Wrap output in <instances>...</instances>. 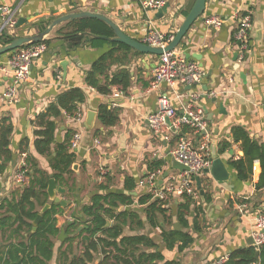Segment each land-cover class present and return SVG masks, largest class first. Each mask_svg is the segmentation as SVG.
<instances>
[{"label":"crops","instance_id":"1","mask_svg":"<svg viewBox=\"0 0 264 264\" xmlns=\"http://www.w3.org/2000/svg\"><path fill=\"white\" fill-rule=\"evenodd\" d=\"M168 2L172 12L159 18L158 10H145L139 3L129 0H8L16 11L17 20L23 22L11 31V35L17 37L31 30L39 32L55 17L79 10L102 13L139 40L143 39L150 24L162 33L175 35L195 0ZM245 10L250 12L252 20L248 37L250 50L244 61L239 62V44L234 41L237 22L231 16L236 11L242 13ZM209 15L226 17V21L220 28L210 27L205 21ZM66 23L54 28L48 36L49 49L33 62L29 78L19 87L17 103L10 105L5 101L3 94L11 78L0 75V123L8 118L13 125L9 145L13 160L7 171L0 174V201L10 199L22 190V187L15 188L13 181L23 152L33 156L40 169L49 175L54 174L50 166L51 157L38 153L34 145L37 137L36 118L62 91L76 87L85 91V100L79 108L80 119L64 113L57 120L55 140L51 146L54 156L57 145L65 142L70 132L76 157L72 171L66 177V184L62 185L56 180L59 187L66 189L63 194L57 193L67 202L64 210L57 215V225L66 236L64 239L56 238L50 264H65L60 262L59 253L67 247L69 242L65 241L72 237H77L73 253L82 250L81 240L86 232L80 233L85 231V226L81 224L78 231L73 233L65 230L72 213L81 214L82 206L90 204L96 194L126 192L127 177H131L135 185L130 192L134 196V203L120 205L117 210L138 211L144 224L142 227L127 224L123 235L150 237L165 260H177L179 264H206L249 245L255 213L264 208V188L256 189L262 171L261 163L255 160L251 178L243 181L238 178L230 162L244 157L241 143L233 138L235 127H243L252 139L264 144V0H208L203 17L192 25L180 45L187 53L196 56L190 58L197 60L206 75L200 83L192 87L179 85L178 90L186 95L197 94L194 103L206 116L217 155L230 176L225 181L215 179L209 172L200 177L204 195H209L210 201L205 202L201 195L197 203L203 208L200 214L202 230L199 232L184 228L178 220L179 197L177 222L174 221L172 206L176 198L173 196L167 213L168 221L163 222V226L175 228L176 223H180L179 230L193 234L194 242L183 251L179 250V243L173 249H167L162 241L161 227H152L146 217V206L138 204L139 196L148 192L145 180L151 172L157 171V182L164 181L161 185H165L172 174L175 182L181 179L179 171L173 169L169 156L175 138L171 142L166 141L161 134L154 132L148 119L159 110V90L149 88L159 58L139 54L133 48L120 50L117 55L122 60L109 65L108 74L112 76L127 67L132 77L131 85L126 91L114 86L112 93L102 94L88 84L87 75L94 63L112 49L111 41L101 46L86 41L77 47H70L62 34L70 31ZM161 88L168 90L166 84H162ZM118 92L122 95L116 96ZM170 95L173 98L172 92ZM101 105L118 111L119 121L116 125L106 127L100 123L98 113ZM173 106L179 109L181 102L175 99ZM76 133L80 134V139L73 146ZM224 141L230 146L220 152V144ZM159 163H162V167L156 168ZM100 185L103 188H99ZM48 203H52L50 199ZM240 205L245 207L239 208ZM43 207H38L39 212ZM108 221V225L114 223L112 218H108ZM189 221L192 222V218ZM103 256L101 252L98 253L92 264H98Z\"/></svg>","mask_w":264,"mask_h":264},{"label":"trees","instance_id":"2","mask_svg":"<svg viewBox=\"0 0 264 264\" xmlns=\"http://www.w3.org/2000/svg\"><path fill=\"white\" fill-rule=\"evenodd\" d=\"M243 16L250 14L245 10ZM70 31L62 33L70 47H77L89 41L96 46L109 42L105 38H90L84 32L91 31L97 35L113 36V30L103 21L95 18H80L66 23ZM46 26L43 27V29ZM16 36L0 38L1 44H6ZM239 44L238 40H234ZM49 44V40H45ZM112 49L104 53L93 65L87 75V82L100 93L108 95L112 93L114 86H120L126 91L131 85L132 77L127 67L117 71L112 76L108 74L109 65L121 61L117 53L132 48L118 42H109ZM137 53H139L137 51ZM140 54V53H139ZM99 76H103L100 78ZM85 100V91L80 87L62 91L57 99L50 103L46 111L40 113L35 121L36 139L34 142L38 153L51 157L50 166L54 171L56 180L66 184V177L72 171L75 161V152L71 146L72 134L69 132L67 140L59 143L52 156V144L55 140L57 120L67 114L76 116L80 104ZM99 121L106 127L114 126L119 121L118 111L110 109L107 105H101L98 113ZM187 130V129H185ZM13 125L8 118L0 123V174L8 169L13 156L9 148ZM234 141L240 142L244 157L233 160L230 164L237 172L240 180H248L253 173L255 160L261 163L260 180L256 189L264 188V144L252 139L243 127L233 129ZM230 146L224 141L220 144L219 151L223 152ZM25 150V149H24ZM23 150V151H24ZM22 151V152H23ZM27 162L29 170L26 175L28 183L22 190L10 199L0 201V264H50L56 238L60 235L61 228L57 225V215L64 210V206L52 202V206L43 213L41 220L34 229L33 221L39 214L38 207H43L49 202L47 187L50 175L38 167L37 160L28 154ZM162 167V163L156 168ZM155 169V168H154ZM153 171V170H151ZM99 188H103L102 185ZM126 192L108 194H96L90 204L81 208V214L72 213L73 220L65 226L66 232H77L83 224L86 232L81 240L82 250L74 252V242L77 237H72L64 250L59 253L60 262L65 264H92L98 253L104 256L98 264H179L177 260H165L164 255L158 250L157 244L146 235L125 236L124 226L129 223L143 226L140 213L133 209L118 211L120 205L134 203V196L130 193L135 185L131 177L125 181ZM173 195L162 200L154 198L150 192H145L138 198V204L146 206V217L152 227H161L162 241L167 249H173L179 243V250L183 251L194 242V236L189 231L176 228H165L163 222L168 221L167 213ZM205 202L210 201L209 195H204ZM203 213L201 205H197L193 197L188 194L179 196L178 220L184 228H191L194 232L202 230L200 214ZM87 218H86V217ZM108 218L114 219L112 225H108ZM192 218V222L189 219ZM170 219V217H169ZM155 248V250L150 249ZM223 264H264V247L257 251L253 245H246L229 254L228 260Z\"/></svg>","mask_w":264,"mask_h":264},{"label":"built area","instance_id":"3","mask_svg":"<svg viewBox=\"0 0 264 264\" xmlns=\"http://www.w3.org/2000/svg\"><path fill=\"white\" fill-rule=\"evenodd\" d=\"M139 3L145 10H160L168 0H129ZM231 19L237 22L235 38L239 43L238 61L245 59L246 53L250 50L249 31L252 26L251 16H243L236 11ZM206 24L213 28H220L226 21V17L220 15H209L205 17ZM18 27L16 11L8 4V0H0V38L4 35H11V31ZM174 35L165 34L150 24L142 41L151 46L165 47ZM49 49L45 41L28 44L13 52L7 53L0 58V75L9 76L11 82L7 85L3 97L10 105L19 101V87L22 82L30 76L33 62L42 57ZM206 75V71L199 65L197 60L187 57L186 49L179 46L169 52H164L157 66L153 70L150 79L151 90H159V110L149 116V122L155 133L161 134L166 141L175 138V144L169 151V156L188 167V170L179 171L181 179L175 182V176L168 177V182L161 185L157 182V171L151 172L146 177L148 192L153 197L165 200L169 195L176 193L179 196L188 194L193 197L196 203L201 198L200 190L196 183V177L202 176L213 163L212 143L214 138L209 133L208 121L204 112L196 106L194 100L196 93L188 95L180 92L178 86H193L200 83ZM166 84L168 90L161 88ZM173 94V98L170 95ZM122 95L121 92L116 96ZM181 102V108L173 106V100ZM181 109V111H180ZM81 113L78 111L75 119H80ZM187 129V130H185ZM80 134L74 135L72 144L77 145ZM28 154L23 152L18 162L13 185L21 188L27 182V162ZM245 205H240L243 208ZM254 224L251 230L252 245L257 251L264 247V208L258 209L255 213ZM71 220L73 218L71 217ZM229 255L225 254L217 259L211 260L206 264H223L228 260Z\"/></svg>","mask_w":264,"mask_h":264},{"label":"water","instance_id":"4","mask_svg":"<svg viewBox=\"0 0 264 264\" xmlns=\"http://www.w3.org/2000/svg\"><path fill=\"white\" fill-rule=\"evenodd\" d=\"M208 0H195L191 10L185 17L184 21L180 25L179 29L177 30L176 34L174 35V38L172 41L166 45L165 47L161 46H151L149 44L144 43L142 40L136 39L129 34H127L124 30H122L119 25H117L111 18L108 16L96 12V11H89V10H79L75 12L70 13H64L63 15H59L55 17L53 20L49 22V24L41 31L35 32V33H29L25 35H20L15 37L10 42L3 44L0 46V56L5 55L9 52H13L17 50L18 48H21L28 44H34L39 43L42 41H45L48 39V36L51 34V32L56 28L57 26L61 25L62 23L73 21L80 18H95L98 20L103 21L106 23L112 30L114 35L113 36H105V35H97L94 34L91 31L84 32L85 35L89 36L90 38L96 37V38H105L111 42H118L123 43L136 51L147 54L150 56H154L156 58H160V56L164 52H169L177 47H179L182 44V41L184 37L187 35L188 31L192 27V25L200 18L203 17V14L206 11V5ZM63 12H66V10H63ZM170 3L168 2L162 9L158 10L157 16L159 18H163L169 13H171ZM174 15V14H172ZM23 22L21 20L18 21V26H21ZM240 43V42H239ZM187 57H196L194 54L187 53ZM157 66V65H156ZM212 158L213 163L210 169L206 171V173H211L215 177V179L219 181H225L229 179V172L224 164V162L218 157L216 152V146L214 142L212 143ZM171 165L173 169L178 171H184L188 170V167L184 164L178 162L175 158H171ZM168 176V172H166L165 177ZM163 179L160 181L159 184H163ZM196 183L200 190V194L202 195V199H204V190L201 187V180L200 176L196 177ZM66 189L64 187H59L56 178L54 177V174L50 175L49 184L47 187V193L49 195V199L51 202L59 203L62 206H67L66 200L62 199L60 196L57 195V193H65ZM136 194V193H135ZM173 196L176 198L175 204L172 206L173 213H174V221L177 222V203H178V195L176 193L173 194ZM52 203H46L44 207L42 208L41 212L37 215L36 219L33 221L34 229H36L38 222L41 220L43 213L47 211L52 205ZM109 223V221H108ZM181 226L180 223H176L175 228L179 229ZM64 230L61 231V234L59 235L60 239H64L65 237ZM253 241L252 238L249 239L248 244L252 245ZM17 264H21V262H18Z\"/></svg>","mask_w":264,"mask_h":264},{"label":"rangeland","instance_id":"5","mask_svg":"<svg viewBox=\"0 0 264 264\" xmlns=\"http://www.w3.org/2000/svg\"><path fill=\"white\" fill-rule=\"evenodd\" d=\"M34 29H39V28L38 27H35ZM30 33H35V31L34 30H31ZM27 34H29V33H27Z\"/></svg>","mask_w":264,"mask_h":264}]
</instances>
